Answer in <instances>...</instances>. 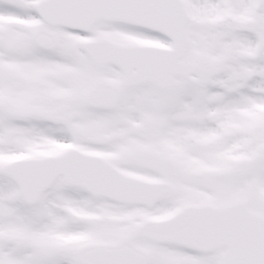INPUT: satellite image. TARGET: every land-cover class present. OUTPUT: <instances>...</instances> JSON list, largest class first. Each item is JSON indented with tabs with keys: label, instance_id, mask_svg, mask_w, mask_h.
Wrapping results in <instances>:
<instances>
[{
	"label": "snow or ice",
	"instance_id": "6c2138e0",
	"mask_svg": "<svg viewBox=\"0 0 264 264\" xmlns=\"http://www.w3.org/2000/svg\"><path fill=\"white\" fill-rule=\"evenodd\" d=\"M0 264H264V0H0Z\"/></svg>",
	"mask_w": 264,
	"mask_h": 264
}]
</instances>
